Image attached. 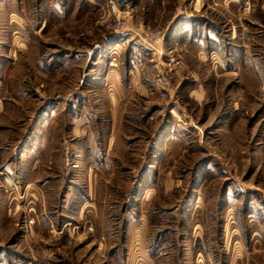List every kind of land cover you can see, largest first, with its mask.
Wrapping results in <instances>:
<instances>
[{"label": "rangeland", "instance_id": "rangeland-1", "mask_svg": "<svg viewBox=\"0 0 264 264\" xmlns=\"http://www.w3.org/2000/svg\"><path fill=\"white\" fill-rule=\"evenodd\" d=\"M107 7L0 0V264H264V0Z\"/></svg>", "mask_w": 264, "mask_h": 264}, {"label": "built area", "instance_id": "built-area-1", "mask_svg": "<svg viewBox=\"0 0 264 264\" xmlns=\"http://www.w3.org/2000/svg\"><path fill=\"white\" fill-rule=\"evenodd\" d=\"M107 12L109 14V21L107 26L121 32L127 30L125 22L122 16H120L119 4L116 0H108ZM162 30H145L143 33H138L137 31H132L130 34V39L133 40L134 44H145L147 47V53L149 55V60L151 63L152 69L156 72L154 77V88L156 89L160 98H166L172 95L173 87L169 80L166 71L161 67L162 54L159 48L156 46L163 38ZM179 61H174L173 58L166 63L168 70H173Z\"/></svg>", "mask_w": 264, "mask_h": 264}, {"label": "water", "instance_id": "water-1", "mask_svg": "<svg viewBox=\"0 0 264 264\" xmlns=\"http://www.w3.org/2000/svg\"><path fill=\"white\" fill-rule=\"evenodd\" d=\"M119 5L123 4L125 0H116ZM97 46V45H96Z\"/></svg>", "mask_w": 264, "mask_h": 264}, {"label": "crops", "instance_id": "crops-1", "mask_svg": "<svg viewBox=\"0 0 264 264\" xmlns=\"http://www.w3.org/2000/svg\"><path fill=\"white\" fill-rule=\"evenodd\" d=\"M159 45V46H158ZM96 46V45H95ZM159 49H160V44H157L156 45ZM140 68L142 69V66L140 65ZM254 234V233H253ZM255 234H256V232H255ZM258 234V233H257Z\"/></svg>", "mask_w": 264, "mask_h": 264}]
</instances>
